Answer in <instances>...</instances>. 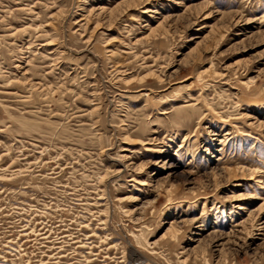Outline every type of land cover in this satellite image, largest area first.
<instances>
[{"label":"rangeland","instance_id":"rangeland-1","mask_svg":"<svg viewBox=\"0 0 264 264\" xmlns=\"http://www.w3.org/2000/svg\"><path fill=\"white\" fill-rule=\"evenodd\" d=\"M0 264H264V0H0Z\"/></svg>","mask_w":264,"mask_h":264},{"label":"bare ground","instance_id":"bare-ground-1","mask_svg":"<svg viewBox=\"0 0 264 264\" xmlns=\"http://www.w3.org/2000/svg\"><path fill=\"white\" fill-rule=\"evenodd\" d=\"M244 207V206H243ZM137 249H133V253H134V256L137 260H142L143 257L141 255H139V253H137Z\"/></svg>","mask_w":264,"mask_h":264}]
</instances>
